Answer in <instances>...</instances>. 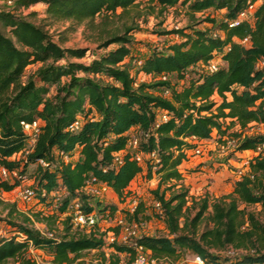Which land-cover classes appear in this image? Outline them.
<instances>
[{
    "label": "trees",
    "instance_id": "1",
    "mask_svg": "<svg viewBox=\"0 0 264 264\" xmlns=\"http://www.w3.org/2000/svg\"><path fill=\"white\" fill-rule=\"evenodd\" d=\"M0 1V168L16 172L9 179L0 177V190L16 188L35 164L28 178L44 207L22 213L0 199V206L9 208L10 227L9 234L0 236V264H38L30 249L47 252L53 264H85L90 250L100 255L97 264H119L120 253L131 264L133 243L153 258L174 262L189 252L204 264H264V223L239 206L264 208V0H145L160 12L184 6L192 24L165 31L175 39L134 59V70L131 43L139 27L133 21L103 28L97 46L115 47L84 63L72 59L84 58L86 47L60 46L29 19L34 11L24 15L19 10L43 3L46 18L93 26L96 17H123L142 0ZM258 1L251 20L230 25ZM209 9L223 11L221 18L205 16L200 21L209 26L195 27L200 22L196 13ZM217 56L223 64L212 68ZM139 74L151 79L139 80ZM172 74L177 82L170 80ZM34 120L40 121V130L28 148L20 122ZM250 123L261 125L263 132L245 133ZM132 129L137 138L133 150L128 147ZM213 132L221 143L232 140L234 151L256 154L230 193L196 199L181 183L184 172L179 167L188 151ZM134 153L142 154L141 163ZM139 174L158 180L151 191L158 203L154 216L162 221L165 235L121 242L116 239L118 226L103 231L97 221L88 230L74 226L69 213L74 203L85 216H113L117 210L99 200L93 204V197L82 191L86 184L104 183L124 201ZM60 190L62 196L54 203L50 194ZM144 211L140 200L123 213L126 221L140 223L150 218ZM108 231L114 234L110 242L104 238ZM20 234L24 237L18 239ZM226 251L230 253L222 254Z\"/></svg>",
    "mask_w": 264,
    "mask_h": 264
},
{
    "label": "rangeland",
    "instance_id": "2",
    "mask_svg": "<svg viewBox=\"0 0 264 264\" xmlns=\"http://www.w3.org/2000/svg\"><path fill=\"white\" fill-rule=\"evenodd\" d=\"M2 3V1H0ZM259 4V1L254 3L251 8L246 11L248 17H250ZM10 5V2L8 3ZM22 14L26 15L32 11L35 12L34 16H29L33 22L41 25L51 39L58 43L62 47H86L88 49L87 55L82 59H72L88 63L93 57H97L103 54L105 51L114 48L115 45H110L107 49L99 48L98 39L102 36V29H110L113 26H120L122 22L130 23L133 21L139 27L133 34V41L131 43V53L133 58L130 65L131 70L136 67L135 60L142 58L150 53L153 49H160L175 39L174 34H166L165 31L175 29L177 27H184L192 24L189 20V16L185 11V7L180 5L177 7H170L160 12L158 7L150 9L145 0L131 9L123 17H110L105 21L101 20V17H96L95 24L86 25L85 23L78 24L71 20H51L46 18L45 4L38 3L26 9L19 10ZM119 12V9L117 10ZM223 11H213L211 9L206 10L204 13H196V20L200 21L205 16L221 18ZM209 26L206 22H197L195 27L203 29ZM63 62V61H62ZM222 61L219 57H215L211 61L210 66H220ZM38 64L30 65L27 68V72L33 71ZM200 67L201 64H199ZM164 78V77H162ZM172 82H177L175 75L169 76ZM139 80H150V76L143 74L138 75ZM54 90L52 89L50 94ZM166 94V91H162ZM216 101L219 100L217 96H214ZM235 126L232 130L237 129ZM245 133L263 132V127L254 123H250L244 130ZM130 133L135 136L136 131L131 130ZM28 142L27 146L30 147ZM132 148V147H131ZM200 153L195 151H188V159L179 167L183 170V183L189 190V195H192L196 199L207 195L210 200L221 197L232 191L233 183L239 179L242 174L248 172L247 162L256 153L251 150L234 151V145L232 140L226 143H221L215 137V133H212L210 139L204 140L198 144ZM133 149V148H132ZM36 165L30 164L27 169V175L21 180L20 185L9 192H3L0 190V199L11 204L14 203L17 211L22 213H30L31 211L40 210L42 207L38 204L34 194L31 198L24 197V189H33V181L30 176L35 173ZM190 171V172H186ZM157 178L146 179L143 174H139L134 178L127 190L129 195L124 201L117 198L113 191L102 183H90L84 189L83 192L87 195H91L93 198L90 201L94 204L96 200H99L103 205H115L117 210L113 216L97 213L94 215L95 221H97V227L100 231L111 227H120L119 233L116 236L118 241H130L139 235H165L166 230L162 221L154 216L155 202L153 200L152 190L156 187ZM34 191V190H33ZM54 203L62 196V191H54L50 194ZM142 201L145 205L144 215L150 216L146 221L140 223H130L126 221L123 210H132L138 201ZM241 208H246L252 211L257 218L264 223V208L259 204L245 205L240 203ZM49 209V208H46ZM45 209V210H46ZM9 208H2L0 206V217L4 220H0V236L9 234L10 227L7 224ZM69 213L73 217L74 226L79 229H90L93 224L89 222H82L78 218V204L74 203L69 208ZM18 219L17 216H13ZM35 226L42 229V225L35 223ZM105 241L110 242L114 238L112 231H108L104 236ZM110 249H105L106 253H109ZM30 255L38 264H53L51 257L45 251L29 250ZM229 251L222 252V254H229ZM120 263L125 264L129 257L125 253L119 254ZM85 264H97L100 263V255L94 250L85 252L83 257ZM174 264H197L191 253L185 252L184 255L177 261H173ZM6 264H17L13 260H9ZM104 264H110L106 261Z\"/></svg>",
    "mask_w": 264,
    "mask_h": 264
},
{
    "label": "built area",
    "instance_id": "3",
    "mask_svg": "<svg viewBox=\"0 0 264 264\" xmlns=\"http://www.w3.org/2000/svg\"><path fill=\"white\" fill-rule=\"evenodd\" d=\"M252 6L253 5H251L249 8H251ZM247 10L243 11L242 13H240V15L238 16V19L232 21L230 23V25L237 24L242 19H244V20H251L252 15L250 17H248L247 14H246V11ZM244 41H246V38L243 40V42ZM212 68H214V66ZM20 123H21V126H22L23 131L28 135V142L31 145H33L34 142H35L36 136H37V134L39 133V130H40V121L39 120H34L32 122L21 121ZM77 125H78V123L75 122L71 126V129L77 127ZM136 146H137V138L134 137V136H132L130 138V140H129L128 147L130 149H132V148L135 149ZM195 152L196 153H200V149L198 148V146L195 149ZM67 158L68 157L65 155V159H67ZM133 158L136 159V161H138L139 163H141V161H142V154H140V153H134L133 154ZM39 163L40 164H44V162L42 160H39ZM12 176H16V172L15 171L9 172V171H7L6 169H4L2 167L0 168V177L2 179H9ZM88 184H90V183H88ZM88 184H86L82 188V191H83V189ZM102 184H104V183H102ZM104 185H106V184H104ZM33 194H34L33 189H31V188L24 189V197L31 198L33 196ZM157 206H158V203H155V207H157ZM78 218L82 222L83 221L84 222L86 221V222H89V223H92V224H94V222H95V219H94L95 217H94L93 214H90L88 216H85L84 214H82V212L80 210H79V213H78ZM23 237H24V235L23 234H20L19 237H18V239H21ZM121 242H126V241H121ZM133 247H134V250H135V255H134V258H133L131 264H174L173 261H170L168 259H156V258L151 257L149 250L146 249L142 245H138L136 243H133ZM193 257H194V260H195V262L197 264H204L203 260L199 256L193 255Z\"/></svg>",
    "mask_w": 264,
    "mask_h": 264
}]
</instances>
